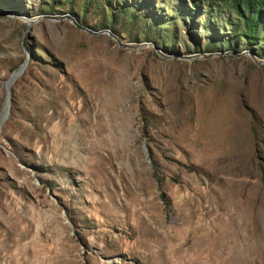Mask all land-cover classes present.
<instances>
[{"label":"rangeland","instance_id":"rangeland-1","mask_svg":"<svg viewBox=\"0 0 264 264\" xmlns=\"http://www.w3.org/2000/svg\"><path fill=\"white\" fill-rule=\"evenodd\" d=\"M195 2L0 0V264H264V40Z\"/></svg>","mask_w":264,"mask_h":264},{"label":"trees","instance_id":"trees-1","mask_svg":"<svg viewBox=\"0 0 264 264\" xmlns=\"http://www.w3.org/2000/svg\"><path fill=\"white\" fill-rule=\"evenodd\" d=\"M195 3L208 8L216 20L231 25L234 34L242 32L240 36L250 43L264 40V0H196ZM224 11L227 15L222 14ZM162 197L166 201L164 194Z\"/></svg>","mask_w":264,"mask_h":264},{"label":"water","instance_id":"water-1","mask_svg":"<svg viewBox=\"0 0 264 264\" xmlns=\"http://www.w3.org/2000/svg\"><path fill=\"white\" fill-rule=\"evenodd\" d=\"M27 64H28V58H26L23 64H21L16 70H14L10 75V77L7 79L6 88H7L8 96H7V102L0 115V130L3 123L7 120L10 114L12 87L15 84L17 78L23 74L24 70L27 67Z\"/></svg>","mask_w":264,"mask_h":264},{"label":"bare ground","instance_id":"bare-ground-1","mask_svg":"<svg viewBox=\"0 0 264 264\" xmlns=\"http://www.w3.org/2000/svg\"><path fill=\"white\" fill-rule=\"evenodd\" d=\"M213 159H215V158H213ZM211 160H212V158H211ZM212 161H213V160H212ZM230 219H231V218H230ZM235 223H236V222H235ZM233 224H234V223H232V221H230V220L228 221V233H227V234L232 233V231H233ZM220 226H221V225H220ZM204 227H205V226H204ZM216 229H217V228H216ZM219 229H220V228H219ZM224 229H225V228H224ZM214 230H215V229H214ZM217 230H218V229H217ZM206 231H207V229H206ZM206 231H205V232H206ZM213 233L217 234L218 232H217V233H216V232H213ZM220 233H221V232H220ZM205 234H206V233H205ZM221 234H222V233H221ZM221 234H220V235H221ZM236 234H237V233H236ZM231 239H232V238H231ZM242 258H243V257H242ZM241 261H242V260H241Z\"/></svg>","mask_w":264,"mask_h":264}]
</instances>
